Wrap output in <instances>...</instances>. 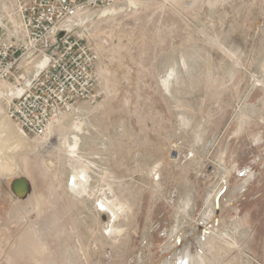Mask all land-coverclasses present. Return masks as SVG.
<instances>
[{"label": "rangeland", "instance_id": "rangeland-1", "mask_svg": "<svg viewBox=\"0 0 264 264\" xmlns=\"http://www.w3.org/2000/svg\"><path fill=\"white\" fill-rule=\"evenodd\" d=\"M24 1L0 0L7 40ZM69 27L94 103L27 137L8 109L37 61L0 81V264H264V0H116Z\"/></svg>", "mask_w": 264, "mask_h": 264}, {"label": "built area", "instance_id": "built-area-1", "mask_svg": "<svg viewBox=\"0 0 264 264\" xmlns=\"http://www.w3.org/2000/svg\"><path fill=\"white\" fill-rule=\"evenodd\" d=\"M23 3L19 39L7 40L0 27V81L15 75L23 57L47 59L46 67L8 109V118L27 137L43 139L60 116L98 98L94 69L99 55L87 43L71 39L70 22L88 10L111 8L116 0Z\"/></svg>", "mask_w": 264, "mask_h": 264}, {"label": "water", "instance_id": "water-1", "mask_svg": "<svg viewBox=\"0 0 264 264\" xmlns=\"http://www.w3.org/2000/svg\"><path fill=\"white\" fill-rule=\"evenodd\" d=\"M12 190L15 196L19 198L21 197L23 198L29 195L31 186H30L29 181L26 178L19 177L18 179L14 180V182L12 183ZM217 209H218V206H217Z\"/></svg>", "mask_w": 264, "mask_h": 264}, {"label": "crops", "instance_id": "crops-1", "mask_svg": "<svg viewBox=\"0 0 264 264\" xmlns=\"http://www.w3.org/2000/svg\"><path fill=\"white\" fill-rule=\"evenodd\" d=\"M34 61H37L36 64H34V66L30 67L29 70H27V74L28 76L31 75L32 73H40L47 65V60L45 59H39V58H34ZM23 90L22 89V93H23ZM18 94V92H17Z\"/></svg>", "mask_w": 264, "mask_h": 264}, {"label": "bare ground", "instance_id": "bare-ground-1", "mask_svg": "<svg viewBox=\"0 0 264 264\" xmlns=\"http://www.w3.org/2000/svg\"><path fill=\"white\" fill-rule=\"evenodd\" d=\"M16 91V90H15ZM22 94V90H19L18 91V95H21ZM3 119V118H2ZM20 130V129H19ZM0 131L1 132H4V133H7L8 135H11V134H13V132H12V130H11V128H10V126L9 125H7L6 123H3V122H0ZM21 131V130H20ZM22 132V131H21ZM22 134H24L23 132H22ZM217 208V207H216ZM216 214V213H215ZM218 215L216 214L215 215V218L217 217ZM216 219H214V221H215ZM216 222V221H215ZM180 245V244H179ZM183 262V261H182ZM180 264H182V263H180ZM185 264V263H184Z\"/></svg>", "mask_w": 264, "mask_h": 264}]
</instances>
